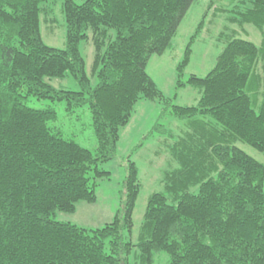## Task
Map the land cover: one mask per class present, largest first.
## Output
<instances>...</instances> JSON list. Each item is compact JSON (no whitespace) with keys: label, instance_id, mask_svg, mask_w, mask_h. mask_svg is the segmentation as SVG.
Masks as SVG:
<instances>
[{"label":"trees","instance_id":"trees-1","mask_svg":"<svg viewBox=\"0 0 264 264\" xmlns=\"http://www.w3.org/2000/svg\"><path fill=\"white\" fill-rule=\"evenodd\" d=\"M46 1L0 0V264H264V163L236 145L264 155V0H238L249 5L229 17L253 24L260 44L232 34L205 76L178 79L201 92L186 106L165 98L146 63L171 45L195 0H60L64 48L42 39ZM82 41L93 46L89 74ZM67 75L78 90L49 82ZM30 98L64 101L69 113L86 105L95 151L49 127L56 109ZM141 98L169 104L188 130L170 146L178 167L148 196L136 242L141 184L130 159L111 221L88 230L55 219L96 200L97 179L110 174L99 164L114 157Z\"/></svg>","mask_w":264,"mask_h":264},{"label":"rangeland","instance_id":"rangeland-1","mask_svg":"<svg viewBox=\"0 0 264 264\" xmlns=\"http://www.w3.org/2000/svg\"><path fill=\"white\" fill-rule=\"evenodd\" d=\"M247 5L248 2L238 3V0H195L180 22L171 45L164 52L149 57L146 72L165 98L170 99V103L184 106L197 103L201 95L200 89L191 85L178 86V79L185 81L191 74L205 76L213 68L217 55L232 34L249 39L256 45L260 44V32L253 24L245 23L241 26L229 20L230 16L237 15L238 10H243ZM43 6L47 10L48 22L43 21L42 15V39L51 46L64 48L65 20L61 1H46ZM194 34L196 37L191 41ZM187 46H190L188 62L178 76L177 67L186 54ZM80 51L89 74L93 46L88 41H82ZM49 82L57 88L79 89L71 75L51 78ZM92 82H95L94 78ZM26 103L34 108L53 106L57 118L48 122L49 127L59 131L65 138L73 139L83 147L95 151L97 142L91 125V114L86 105L69 113L64 101L30 98ZM170 109L169 104L164 101L139 99L128 123L120 131L114 157L99 164L100 168L110 174L108 178L97 179L96 200L78 201L74 212H58L54 218L72 222L88 230L111 221L122 207L123 181L127 159H130L138 169L141 184L133 209L134 224L130 235L131 241L135 243L148 196L153 192L163 191L165 172L178 167L177 162L172 159L170 146L188 130V119L174 116ZM236 145L264 163V155L257 149L241 141H237Z\"/></svg>","mask_w":264,"mask_h":264}]
</instances>
